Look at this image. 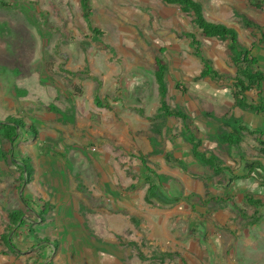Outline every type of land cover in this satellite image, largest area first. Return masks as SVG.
I'll return each mask as SVG.
<instances>
[{"label":"rangeland","instance_id":"374dc122","mask_svg":"<svg viewBox=\"0 0 264 264\" xmlns=\"http://www.w3.org/2000/svg\"><path fill=\"white\" fill-rule=\"evenodd\" d=\"M196 1L203 5L208 21L236 30L241 46L252 51L264 72V45L259 43L258 31L247 29L243 21L245 16L264 29V14L255 13V0ZM90 7L86 18L80 0H0V121L13 117L26 125L14 145L0 129L2 261L9 257L2 237L12 213L24 215L20 238L29 239L37 250L32 254L35 249L24 250L29 251L27 255L19 252L13 264H32L38 256L37 264H55L49 262L54 254L42 260L44 251H49L46 247L54 252V246L40 238L74 235L66 234L67 227L63 228L66 233L56 228L59 200L49 203L48 210H27L24 199L32 191L31 185H22L19 159L29 157L38 169L34 180L48 194L54 188L49 175L55 173L84 195L77 220L83 214L90 216L89 206L93 205L107 206L116 215L113 222L110 216L104 217L100 237L94 225L86 222L80 227L91 242L112 247L106 252L115 264H253V244L264 246V219L256 222L260 216L254 215L244 196L264 200V172L227 185L231 176L247 175L242 159L256 161L264 169L260 152L264 117L235 104L234 89L227 79L235 75V53L226 41L199 33L191 16L162 0H90ZM185 33L196 35L204 56L226 79L196 81L203 63L194 56L192 39L186 40ZM155 60L169 66L166 101L169 108L188 117L191 135L203 140L199 131L210 119L229 132L236 126L233 136L242 135L236 150L218 135L209 137L212 144L201 146L233 173L214 172L208 164L195 160L183 120L163 115ZM262 90L264 96V84ZM252 97L259 102L256 93ZM234 122L237 124L231 126ZM243 126L247 130L251 126L255 135L241 132ZM128 146L139 158H147V165L162 178L164 190L180 199L178 204L144 200L149 188L146 169L141 164L137 168L138 162L127 156ZM154 146L165 148L154 154L157 158L147 155V148ZM141 148H146L145 153ZM95 152L105 155L107 169L94 162ZM165 154L180 160L186 170L168 164ZM108 176L117 179L119 193L128 196L131 209L122 212L112 199L103 202L93 197L90 189L98 186L95 179ZM132 199L140 200L142 207ZM37 212L43 223H38V215L33 216ZM57 243H53L55 247ZM67 253L66 249L62 252L63 260Z\"/></svg>","mask_w":264,"mask_h":264},{"label":"trees","instance_id":"16d2710c","mask_svg":"<svg viewBox=\"0 0 264 264\" xmlns=\"http://www.w3.org/2000/svg\"><path fill=\"white\" fill-rule=\"evenodd\" d=\"M162 1L166 4L178 6L181 12L191 16L192 22L196 30L202 35H204L206 38L220 39L221 41H226L228 43L230 51L235 53L233 57L235 75L230 78H227L231 82L234 89L232 97L235 101V104L238 108L242 109L243 111H249L252 115L254 113L257 116L264 117V96L262 90L264 84V72L260 70V62L257 57L253 56L252 51L241 46L238 40V33L236 32V30L222 23H214L208 21L205 16L203 5L196 0ZM3 5L6 6V4ZM80 6L84 8V16L88 18L91 12L90 0H80ZM253 8L258 10L260 13L264 14V0H255L253 3ZM243 21L247 29H255L256 31H258L260 36L259 43L264 45L263 27L258 23L251 21L245 16H243ZM93 32L97 35H101V32L98 29H94ZM184 36L186 40L192 39V43L190 41L189 42L194 48L193 54L195 57L199 58L203 63V70L201 71L199 76L196 77V81L199 82L204 81L206 79L220 81L222 79H226L225 76L220 74L219 70L214 67L213 61L204 56L203 50L201 48V42L197 39L196 35L191 33H185ZM155 65L157 68L155 75L159 86L158 89L161 106L164 112L163 115L167 116L168 118H178L183 120L185 129L190 132L189 144L192 147V157L200 163L208 164L214 172H221L223 170H226L231 173V169L225 166L223 162H221L219 157H216L213 154L207 155L202 150L201 146L203 145V141L201 139H198L195 135H191L192 130L188 125H186L188 117L180 111L169 108V105L166 101L168 97L167 78L169 75V66L165 62L160 60H155ZM176 88L179 90L180 85H177ZM253 93H256L259 98V102L253 99ZM97 104L99 107L102 106L100 98H97ZM234 124L236 125L237 123H231V126ZM0 127V129L4 130V138L12 145H14L16 140L19 138V132L21 131V129H24L26 125L22 119L8 117L6 120L0 121ZM230 128H232V131L222 136L221 139L223 141L229 142L231 146L233 145V149L236 150V148L239 146L238 142L240 140L242 141V135H240L239 133V137L235 138V136L233 135L237 134V131H235L236 126ZM249 128L250 130H247V128L245 129L244 126L239 127V129H241V132H245L247 135L250 136L255 135L254 131L256 130L251 129V126ZM30 129H32L35 132V135H37V130L35 128H32L31 126ZM233 139H236L237 142L233 141ZM261 145L262 147L260 148V152L261 155L264 156V141L261 142ZM233 149L231 148V150ZM165 161L170 165L179 166L184 171L186 170V168L183 167L182 162L180 160H176L170 154L165 155ZM21 163L22 165L20 168V172L22 185H24V183L28 184L33 180L35 169L33 161L29 157H23L21 159ZM142 163L146 169L145 181L149 184V188L146 194V201H148L149 204H151V202L153 203V200L164 205L178 204L180 202V199L172 198L169 194L170 192L164 190L162 178L159 177L157 173L147 165L146 160L143 159ZM241 164L242 170H245L247 175H241L240 177L236 175L231 176L229 178V183L227 187H230V185H232V183L236 181L251 179L252 175L253 177L257 175L260 176V174H258L259 171L264 172L262 165L256 161L253 162L242 159ZM131 188L134 189L135 186H132ZM244 201L249 207L254 209V215L260 216L256 219V222H262V220L264 219L262 215V210H264V200L259 197H253L247 194L244 196ZM23 218L24 215L21 212L12 213L10 215L9 229L6 231L5 236L3 235L5 242L12 251H15L16 248L10 243L11 234L14 231H17L18 229L23 227ZM41 218L44 220L42 216ZM39 241L51 243L52 240L49 238H45L40 239Z\"/></svg>","mask_w":264,"mask_h":264},{"label":"crops","instance_id":"0c3cea01","mask_svg":"<svg viewBox=\"0 0 264 264\" xmlns=\"http://www.w3.org/2000/svg\"><path fill=\"white\" fill-rule=\"evenodd\" d=\"M255 13L257 15L261 14L256 9H255ZM260 70H261V68H260ZM206 123H207L206 126H202V128L199 131V135L201 134V132L203 134L202 135L203 146L206 143L207 144L213 143V142L209 141L210 136H211V139L214 138L215 135H218L221 138L222 136H224L225 134H227L229 132V131H226L228 129L225 128V126H223V125H221V126H223L224 129H221V127H219L220 123H217L212 119H210V122H206ZM121 142H124V140L122 139ZM121 144H122V146L121 145L120 146L123 147V143H121ZM106 147H109V146H106ZM125 149H126L127 156H129V157L131 156V158L134 161L138 162L137 168L140 167V164H141L142 167L145 169L142 162H143V159L145 160L147 158H145V157L139 158L140 155L136 156L135 151L133 149H129V146H128V148H125ZM141 149L145 153L146 148H141ZM147 149L149 151V153L147 155L152 154L151 157H155L154 154H159L158 151H162L165 148H160L159 146H154V148H147ZM113 151L114 150L112 149L111 152L113 153ZM137 152H139V151H137ZM137 155H138V153H137ZM165 155L163 156L164 160H165ZM93 156H94V159L96 160L94 162L98 165V167H101L103 169H107V166H105V163H107V161L104 162L105 158H106L104 154H102L101 152L100 153L97 152L96 154H93ZM124 158L126 159L125 156H124ZM155 158H157V157H155ZM21 159H19V161H20L19 162L20 163L19 164V170H20L21 165H22ZM126 161H127V159H126ZM130 162L132 163L133 161H130ZM125 163H126L125 167H128V164H127L128 161ZM150 168H152V167L150 166ZM34 169H35V172L38 170L37 168H35V166H34ZM144 169L142 172H144ZM34 177H35V173H34ZM47 177L48 176H45V180L46 181L50 180ZM49 177L52 178L51 181L53 180V183H54V188L50 191V194H48L44 188H42L41 186L38 185L37 178L35 180L33 178V180L30 183H28L29 185H31V191L32 192L29 194L27 193L26 198L24 199V202L27 204V207H28L27 210L34 212V210H33L34 208L39 209L40 207H44V208H46V210H48L47 206L49 203H51L53 205L54 202H57V200H59L60 204L57 205L58 214L56 216V228L64 231L63 228L67 227L69 232L68 233H66L65 231L64 232L66 234L74 233V235H72V236L67 235L66 237L64 236L63 238H58L56 235V237L53 236L52 239L49 238V239L53 240V241H51V245L54 246V252L55 253L51 252L52 247H50V246L46 247V248H48L49 251H44L45 253H43V259L42 260L47 261V259H49V257L54 254V258L49 260L50 263L55 261L56 262L55 264H115V262H114L115 259L113 258V256L108 255L106 252V250H110V248L112 249V247L105 245V243H103L101 241H100V244L98 243V241L91 242L90 235L89 234L85 235L83 229L80 227L86 226V222H88L90 224V226L94 225V227L97 228L96 235L100 237V234L102 233V230H103L101 228V226L106 223L105 218L106 217L108 218L110 216L109 221L113 222L114 221L113 218L116 217V215L111 213V210L107 206H105L103 208V207H97L96 205H93V206H89V208L91 209L90 210V212H91L90 216L88 215L89 217L87 215L83 214L82 216L79 217V220H77L75 214H78L80 212L79 204L82 201H84V195L82 193H79L77 191V189L73 190V185L68 180L59 179V177L55 173L50 174ZM113 179L114 178L111 176H108L105 178L101 177L100 179L96 178L94 181L95 183L98 184V186L95 185V187H94V188H96V191L94 188L90 189V191L92 190V192L94 194L93 197L98 198L99 200H101L103 202H104V199H107V201H110L109 199H112L113 200L112 203L120 211H122V210L124 211L125 208L131 209L132 207H129V206H131V201L127 198L128 196H126L124 193H119L120 191H119V188L117 186V179H114V180ZM115 180H116V182H114ZM91 184H92V182H91ZM68 186H71L70 190L67 189ZM105 186H106V190L103 189ZM72 190L75 192H73ZM57 192H58V194H56ZM73 194H76V195L73 196ZM146 194H144V200H146ZM134 201L138 202V205L140 207H142V204H140V200L132 199V202H134ZM158 203L159 202H157V204ZM38 204H40V205H38ZM104 205H105V203H104ZM159 205H164V204L159 203ZM166 206H172V205H166ZM134 210L135 209H132V211H134ZM37 215L39 216V222L38 223H43L44 220L41 218V216L38 212H37V214H34L33 216L38 218ZM117 216H123V215L119 214ZM49 222H51V219H49ZM8 229H9V226H7L5 230L7 231ZM103 232H105V231H103ZM19 234L21 235L20 229H18L17 231H14L11 234L10 243H11V245H13L16 248L15 251L10 250L9 246L5 242V246L7 247L8 251H9V257L6 260H4V262L2 261L1 249H0V264H13L15 262L16 256H18L19 252H21L22 255H27L29 253V251L25 252L24 250H31V249L36 250V247H34L33 242H31L29 239L22 237V236L20 238ZM42 239H45V238H42ZM3 240H4V238H3ZM56 242H58L57 244H59L57 247H55V245L53 244ZM28 247H30V248L27 249ZM58 249L61 251V253L60 252L57 253ZM65 249L68 251V253H67V258L65 260H63L62 259V252H64ZM35 250H34V252H31L30 254L36 253L37 250L36 251ZM38 255H39V253H38ZM38 258H39V256L36 258V261H35L36 263L32 262V264H37ZM23 259L26 260V258H23ZM27 260H28V258H27ZM31 261H32V259H31ZM116 264H120V263L117 262ZM253 264H264V246L262 243L259 244V246H258V244H255V245L253 244Z\"/></svg>","mask_w":264,"mask_h":264},{"label":"built area","instance_id":"2783aa9c","mask_svg":"<svg viewBox=\"0 0 264 264\" xmlns=\"http://www.w3.org/2000/svg\"><path fill=\"white\" fill-rule=\"evenodd\" d=\"M93 151H95V150H93Z\"/></svg>","mask_w":264,"mask_h":264}]
</instances>
